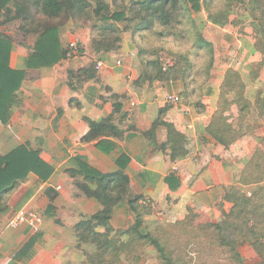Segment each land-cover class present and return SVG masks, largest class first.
<instances>
[{
    "label": "crops",
    "instance_id": "obj_1",
    "mask_svg": "<svg viewBox=\"0 0 264 264\" xmlns=\"http://www.w3.org/2000/svg\"><path fill=\"white\" fill-rule=\"evenodd\" d=\"M77 27L67 21L58 28L61 49L67 50L70 43H76L79 52L51 68L26 69V59L33 52L36 36L31 35V41L12 42L10 67L25 71V79L17 92V103L11 108L10 121L7 125L0 122V157L26 146L38 152L52 173L46 181L30 173L4 194L6 209L0 212V264H83V252L93 251L91 245L79 242L74 225L90 218L102 207L77 187L83 183V177L70 175V171L78 170L77 161L102 174H112L122 171L117 161L122 155L126 156L129 162L123 172L129 178L131 193L152 203L153 212L145 218L149 224L183 221L189 208L201 211L207 221L215 222L221 218L219 209L225 191L237 185L238 174L254 171L250 169L251 165L248 166L249 162L264 143V120L258 122L252 134H246L226 148L206 132L218 111L222 81L213 90H203V110L192 112L186 106L167 101L169 96L177 98L180 92L178 85L172 82L165 87L160 83L132 86L134 74L129 75L127 68L117 70V55L91 51L92 56ZM4 30L0 26V32L9 35L2 32ZM234 32L237 40L231 45L235 50L233 56L238 59L241 54L239 60L247 57L250 63L260 62L261 54L256 50L260 55L258 59L250 32L246 31L249 32L246 36L237 30ZM247 42H251V46ZM121 44L124 49V41ZM248 46L251 50L245 49ZM78 55L82 61L75 62ZM90 58L102 64L96 74L97 80L80 85L70 82L68 73L77 75L78 70L91 62ZM247 74L244 73V79H248ZM244 79L241 75L246 84ZM106 88L112 95L120 96L121 109L117 114H113V103L105 93ZM252 94L255 96L254 89L250 92L246 89L244 97L254 105L256 98L251 99ZM128 99H131L130 104ZM166 104L173 106L164 110L163 121L186 139L185 156L175 160L170 158L168 147L160 149L167 142V131L163 127H159L153 137L144 135ZM111 115L114 126L121 132L120 138L99 136L89 142L82 141L90 129L87 121L98 122ZM228 115V122L236 127L238 109L235 105L231 106ZM102 141L112 142L115 148L103 153L97 147ZM253 165L255 169L258 166L257 163ZM139 203L144 204L142 200ZM157 209L161 212H156ZM20 210L37 213V225L11 228L10 221ZM134 223L135 216L127 206L113 209L110 220L113 229H125Z\"/></svg>",
    "mask_w": 264,
    "mask_h": 264
},
{
    "label": "trees",
    "instance_id": "obj_2",
    "mask_svg": "<svg viewBox=\"0 0 264 264\" xmlns=\"http://www.w3.org/2000/svg\"><path fill=\"white\" fill-rule=\"evenodd\" d=\"M213 1L129 0L126 4H119V0H111V5H109L105 0H0V15L10 13L13 5L16 9V16L22 20L18 27L22 40L30 35L36 36L33 52L26 59V69L37 70L51 68L62 59L68 58L66 55L68 48L62 50L59 45L58 28L63 27L69 20L76 24L88 23L92 20H94L93 22L97 21L93 25L96 36L91 42L92 52L111 53L118 51L121 46L119 36L121 30L118 24L124 23L125 30L133 28L134 32H141L142 34L149 32L155 34V30L159 29L160 32L157 35L165 38V36L172 34L173 26L176 29L180 24L183 25L185 17L190 12H198L202 9L206 11L208 19L213 24H226L228 17L225 16V21H221L222 11H214ZM233 1L238 0H228V4H232ZM247 2L258 18H264V0H247ZM110 6H114L115 10L112 11ZM12 42L13 39L10 36L0 35V122L3 125H7L11 119V108L17 103V92L25 79V71L14 70L10 67ZM197 44L198 47L205 46L200 37ZM138 49L139 56L143 59L141 56H144L146 51L143 47H138ZM259 53L263 59L257 64L263 67L264 55L261 51ZM209 54L211 63L213 60L211 50ZM179 57L182 58V56ZM187 58H183V60ZM142 63L145 65V71L140 77L141 81H146L145 83L149 86L156 81L181 80L183 86L177 97V103H187L186 99L197 95L200 103L197 102L194 109L197 113L202 112L203 88L196 90L193 87L191 89V84L195 80L191 79V75L187 73V67L191 68L188 63L183 64L185 66L180 64V67H174V69L172 67L169 71L162 68L157 59L146 60ZM92 64L94 63L91 61L89 67L78 70L77 75L69 72L68 80L75 75L80 85L95 79L97 71ZM256 78L254 77V80ZM243 92L244 83L241 77L237 78L236 75L234 77L232 74L228 76L220 87L218 111L206 129V132L225 148L246 134H252L258 122L264 120V95L258 103L252 105L244 97ZM113 98L120 99V96L115 95ZM233 105L238 109L236 127L228 122L230 118L228 112ZM112 106L113 114H117L121 109L118 101L114 102ZM167 109L168 107H165L159 111V116L154 121L152 130L144 133V135L153 137L156 129L165 127L167 142L160 149L166 150L168 147L171 150L170 158L175 160L176 157L185 156L186 139L171 124L163 121L162 118L166 112L164 110ZM87 122L90 129L82 141L89 142L99 136L121 137V132L114 126L112 115L98 122ZM97 147L103 153H108L115 148V145L110 141H102L98 143ZM128 162L127 157L122 155L117 161V166L122 171L112 174L97 172L80 161H77L78 170L70 171L71 176L83 177V183L77 185L82 194L88 198H94L102 207L90 218L81 220L74 225V232L79 242L93 247L91 253L83 252V258L88 259L90 264H118L122 258L127 260L129 252L121 253V248L127 246L128 243H122L121 238L124 236L129 238L132 235L136 236L133 239L131 236L133 241H145L151 244L161 264H180L178 255L166 253L151 234L141 233L142 217L148 213L144 214L138 211L144 208L142 207L143 204L139 203L143 198L133 195L130 191L129 178L123 172ZM30 173L37 176L41 181H46L52 173V169L39 158L37 151L26 146H20L10 151L7 156L0 157V212L6 209L4 194H7ZM242 175L245 177V180L239 181L242 186L258 185L261 182L256 181L260 180L257 178L249 179L248 173H242ZM170 177V181H172V175ZM257 194L251 192L245 194L241 190L229 188L225 191L223 198V202L231 204L229 211L222 212V219L219 223H208L203 226L205 229L213 231L212 236L220 248L225 247L228 254L240 261L241 258L236 247L245 243L251 246L261 258L264 256V201L260 200ZM121 205L127 206L134 214L135 223L131 229L117 234L118 232L111 227L110 220L113 209ZM49 208L52 209V206ZM98 229L103 230V232H97ZM114 234H117L118 239L115 240L111 237Z\"/></svg>",
    "mask_w": 264,
    "mask_h": 264
},
{
    "label": "rangeland",
    "instance_id": "obj_3",
    "mask_svg": "<svg viewBox=\"0 0 264 264\" xmlns=\"http://www.w3.org/2000/svg\"><path fill=\"white\" fill-rule=\"evenodd\" d=\"M105 1L106 3L111 5V0ZM119 1V4L128 3L127 0ZM247 3V0H238L235 2L233 1L232 4H228V0H214L212 3L214 11H222V18H224L223 20L221 18V21H225V16L228 17V21L226 24H213L211 20L208 19L206 11L202 9L198 12H190L185 17L184 23H182L183 25L180 24L176 27V29L175 26H173L174 29L172 34L165 36V38L159 37L157 35V33L160 32L159 29L155 30V34H153V32L142 34L141 32H134L133 28H131V30H125L124 23L118 24V27L121 30V33L119 34L121 43L124 41L126 46L124 49L120 46V49L118 51L111 52L112 54L117 55L115 58L116 65L118 64L117 70H122L123 68L130 69L129 71L126 70V72L129 75L134 74V78L131 80V84L132 86L138 88L146 84V81L143 82L140 78L145 71V65L142 63L143 61H152L157 59L161 63L162 68L166 69L167 71L171 70L172 67L174 69V67H180V64L183 65L185 63H188V66H190L191 68L189 69L187 67V73L191 75V79L195 80V82H192L191 84V89H193L194 87V89L199 90L202 87L205 91H207V89L213 90L214 88H217L220 81H222L221 85L224 84L226 78L228 76H231V74L234 77L236 75L237 78L241 77L242 75L244 79V73L248 72V79H244L247 81V83L245 84L242 81L244 83V92L246 89H249V92L253 91L254 89L255 96L254 94H252L250 98H256L254 104L258 103L264 95V66H258L257 63L259 61L250 63L249 58L248 60H246L247 57L239 60L241 54L238 56V59L235 58L233 56L235 50L231 46L237 40V35L235 34L234 30H237L238 33L240 32V35L242 34L243 36L248 35V33L250 32L256 48L254 49L257 54V58L260 59V55L256 50H258L259 52L261 51V53L264 55V18H258V16L254 12H252ZM110 7L112 11L115 10L114 6ZM15 16L16 9L12 5L10 13H3L0 15V26L5 28V30L2 32H6L7 34H9L7 36H10L13 39L14 43H19L23 41L18 29L22 20L19 16ZM93 21L94 20L88 23L81 22V24L75 23L76 26H78L77 28H79L80 30L81 37L87 41L88 49L92 56H94V54L91 52V42L92 39L96 36V31L93 25L94 23H97V21ZM72 22L73 21H71V23ZM1 34L2 33L0 32V35ZM227 35L228 39H226ZM199 37L204 41L205 46L203 45L202 47H198L197 41ZM32 38L33 37L30 35L25 39L31 41ZM223 41H225V43ZM251 42H247L248 45L251 46ZM223 44H225V47ZM250 46L246 47L245 49L251 50ZM138 47H143L146 51V54L144 56H141L143 57V59H141L139 56ZM210 50L212 51L213 55V60L211 63L209 59ZM125 51H127V54H124ZM187 53L189 55L188 58ZM73 54L68 56V58H71ZM76 55H74V57ZM179 56H182V58ZM231 57H233V60L231 59ZM80 58L81 56L78 55L77 58H75V60H77L74 61H82ZM183 58L187 59L183 60ZM252 59L255 58L252 57ZM261 59H263L262 55ZM91 61L94 63L92 64V66H95V70L97 71L96 73H98L99 69L101 70L102 66L101 68H97V64L99 62L96 63L95 58H92ZM89 66L90 62L87 63V66L85 67ZM254 77H259V81L257 80L253 82ZM222 78L223 80H221ZM94 80H97V75ZM250 80L252 82H250ZM69 81L78 84L76 77L71 78ZM171 82L172 84L178 85L179 91H182L183 85L181 83V80H166L165 82L156 81L153 82V84L160 83L162 84V87H165L166 84H169ZM257 82L258 84L255 85V83ZM252 84H254L255 86H253ZM180 92H178V96ZM105 93L109 95L108 98L112 101V103L119 100L117 98H113L115 95H112L109 88H106ZM186 100L187 103L182 102L180 104H176L179 106H186V108L192 110V112L197 113L194 109V106L197 102L200 103L199 97H197V95H193L191 98ZM130 103L131 99H128V104ZM166 105V107L168 108L173 106L171 104ZM163 128L164 130H166L165 127ZM150 130H152V127ZM156 132L157 129L154 135L156 134ZM159 147L160 146H158V148ZM255 155V158H253L248 165H251L250 169H254V171L248 170V172L244 173L249 174V179H260L256 180L261 181L260 184H255L248 187L242 186L239 182L243 179L245 180V177H242V172L236 177L237 180H235V184L237 185H234L231 188L241 190L245 194H248L250 192L258 193L257 197L260 200L264 201V143H261V148L258 149V152ZM254 163H257L258 165L256 169L253 168ZM142 201L144 203L142 207L144 208L138 211L140 213L148 214L143 215L142 217L143 223L140 227L141 233L151 234L154 239L158 241L159 244H161L166 253H175L176 256L178 255L180 264H264V256L261 258V256H259L253 250V248L246 243L236 247V251L240 256L241 261L236 259L233 255L228 254V250L225 247L220 248L218 246L216 240H214V237L212 236V230L205 229L203 227L204 224L219 223L222 219V212H228L231 204L225 202L221 203L219 209L221 212V218L219 219V221H207L208 219L204 213H202L201 211H197L196 209L189 208L185 217L186 219L184 221H179L176 223L163 221L158 225H154L152 223L149 224L145 219L153 212L152 203L148 202L144 198L142 199ZM156 212L160 213L161 211L157 209ZM159 216L157 215V217ZM132 227L133 224L129 225L125 229L114 230L118 232L117 234H119L120 232H125ZM117 234H114L111 237L116 240L118 239ZM131 236L132 235H130L129 238L125 236L121 238L122 243H128L127 246L121 248V253L129 252V254L127 255V260L125 258H122L118 264H161L157 258L156 251L151 244L145 241H133L132 239L136 236H132V239ZM131 258L132 260L130 261ZM87 260L85 259L83 264H90V262H88Z\"/></svg>",
    "mask_w": 264,
    "mask_h": 264
},
{
    "label": "built area",
    "instance_id": "obj_4",
    "mask_svg": "<svg viewBox=\"0 0 264 264\" xmlns=\"http://www.w3.org/2000/svg\"><path fill=\"white\" fill-rule=\"evenodd\" d=\"M78 50V46L76 43H70L68 46V52L67 57L72 55L73 53H76ZM118 65V64H117ZM102 64L99 62L97 64V68H100ZM168 100L172 104L177 103V98L174 96H169ZM189 111L185 110L184 113L188 114ZM39 222V216L35 212L26 211V210H20L15 213L14 217L10 221V227L13 229H16L20 227L21 225H28L29 227H35L37 223Z\"/></svg>",
    "mask_w": 264,
    "mask_h": 264
}]
</instances>
